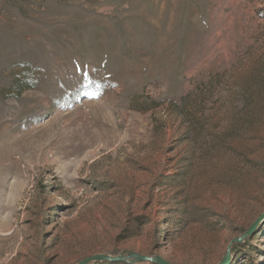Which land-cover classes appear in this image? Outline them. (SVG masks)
Masks as SVG:
<instances>
[{"label":"rangeland","instance_id":"374dc122","mask_svg":"<svg viewBox=\"0 0 264 264\" xmlns=\"http://www.w3.org/2000/svg\"><path fill=\"white\" fill-rule=\"evenodd\" d=\"M263 212L264 0H0V264H219Z\"/></svg>","mask_w":264,"mask_h":264},{"label":"water","instance_id":"95a60500","mask_svg":"<svg viewBox=\"0 0 264 264\" xmlns=\"http://www.w3.org/2000/svg\"><path fill=\"white\" fill-rule=\"evenodd\" d=\"M263 221H264V212L256 218V220L251 224L249 229L244 234H242L240 237L233 239L229 243L228 249L222 260L219 262V264H229L231 260V252L234 243L241 242L243 239L253 235ZM93 262L113 263V264H117L119 262H126L130 264H136V263L175 264L160 255H155V256L144 255L130 250H125L118 255H111L105 253L94 254L82 259L77 264H91Z\"/></svg>","mask_w":264,"mask_h":264},{"label":"trees","instance_id":"16d2710c","mask_svg":"<svg viewBox=\"0 0 264 264\" xmlns=\"http://www.w3.org/2000/svg\"><path fill=\"white\" fill-rule=\"evenodd\" d=\"M184 99H186V97ZM101 264H113V263H101Z\"/></svg>","mask_w":264,"mask_h":264}]
</instances>
